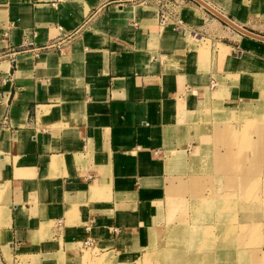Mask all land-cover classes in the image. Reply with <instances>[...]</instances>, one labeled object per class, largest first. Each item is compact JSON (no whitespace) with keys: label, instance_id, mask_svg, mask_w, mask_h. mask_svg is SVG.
<instances>
[{"label":"crops","instance_id":"obj_1","mask_svg":"<svg viewBox=\"0 0 264 264\" xmlns=\"http://www.w3.org/2000/svg\"><path fill=\"white\" fill-rule=\"evenodd\" d=\"M250 40L184 0H0V264H264Z\"/></svg>","mask_w":264,"mask_h":264},{"label":"water","instance_id":"obj_2","mask_svg":"<svg viewBox=\"0 0 264 264\" xmlns=\"http://www.w3.org/2000/svg\"><path fill=\"white\" fill-rule=\"evenodd\" d=\"M194 1L196 4H198L199 6H201L203 9H205L206 11H208L209 13H211L213 16H215L217 19H219L221 22H223L224 24L228 25L230 28H232L233 30L237 31L238 33L264 43V37L253 34L241 27H238L237 25H235L233 22H231L229 19H227L226 17H224L223 15H221L219 12H217L216 10H214L212 7H210L208 4H206L204 1L202 0H192Z\"/></svg>","mask_w":264,"mask_h":264},{"label":"rangeland","instance_id":"obj_3","mask_svg":"<svg viewBox=\"0 0 264 264\" xmlns=\"http://www.w3.org/2000/svg\"><path fill=\"white\" fill-rule=\"evenodd\" d=\"M184 2H187V3H192L193 5H195L200 11H203L205 14H207V16L212 19L215 23L217 24H220L224 29L225 31H227L229 34H230V38L232 40L234 39H237L238 41L237 44H241V42H249L251 41L248 37L238 33L237 31L233 30L232 28H230L228 25L224 24L223 22H221L219 19H217L215 16H213L212 14H210L208 11H206L205 9H203L201 6H199L198 4H196L194 1L192 0H184ZM257 31L253 32L255 34H257L256 32L258 31H261V32H264V29L260 28V27H257L256 28ZM248 30V29H246ZM249 31V30H248ZM197 43V42H196ZM260 43V42H259ZM262 44V43H261ZM263 45V44H262Z\"/></svg>","mask_w":264,"mask_h":264},{"label":"built area","instance_id":"obj_4","mask_svg":"<svg viewBox=\"0 0 264 264\" xmlns=\"http://www.w3.org/2000/svg\"><path fill=\"white\" fill-rule=\"evenodd\" d=\"M168 16L164 13H162L161 17H160V23L164 24L167 20ZM92 246V243L90 241H87L84 243V247L85 248H90Z\"/></svg>","mask_w":264,"mask_h":264}]
</instances>
